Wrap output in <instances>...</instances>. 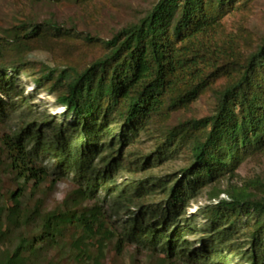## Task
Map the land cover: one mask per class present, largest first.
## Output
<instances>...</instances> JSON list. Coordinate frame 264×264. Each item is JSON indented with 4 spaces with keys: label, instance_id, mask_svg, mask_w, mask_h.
I'll return each mask as SVG.
<instances>
[{
    "label": "trees",
    "instance_id": "trees-1",
    "mask_svg": "<svg viewBox=\"0 0 264 264\" xmlns=\"http://www.w3.org/2000/svg\"><path fill=\"white\" fill-rule=\"evenodd\" d=\"M247 4L159 0L108 39L48 20L0 35V125L14 124L0 129V175L15 181L5 189L0 176V264H125L127 252V264H264V197L215 186L264 153V42L238 59L229 29ZM53 42L94 51L57 58ZM43 50L51 64L32 58ZM22 74L55 96L62 121L35 109ZM209 92L213 113L166 127ZM142 134L146 153L132 149ZM180 158L176 173L148 174ZM68 178L70 193L48 204ZM206 188L216 203L200 227L187 211ZM107 207L122 214L119 229Z\"/></svg>",
    "mask_w": 264,
    "mask_h": 264
},
{
    "label": "rangeland",
    "instance_id": "rangeland-1",
    "mask_svg": "<svg viewBox=\"0 0 264 264\" xmlns=\"http://www.w3.org/2000/svg\"><path fill=\"white\" fill-rule=\"evenodd\" d=\"M159 0H89L80 2L78 0H0V35H9L15 25L24 21H53L59 25L99 36L108 39L118 30L131 22L137 21L146 14ZM248 11L244 15L230 17L229 29L234 31L235 37L240 41L237 47L236 56L246 58L248 54L258 48L264 42V0H248ZM234 21V22H233ZM235 30H234V29ZM52 46L57 58L72 55L78 59H84L86 54L94 50L74 43ZM79 56V57H78ZM32 58L39 62L51 64L52 55L48 51H37ZM21 84L25 88L26 96H34L35 109L50 117H56L62 121L61 112L63 107L57 104L55 96L48 90L36 89L35 80L28 74H22ZM217 105L214 93L202 95L189 109L174 113L167 122L166 127H171L180 121L190 118H202L214 112ZM14 127L13 123L0 125L2 131H9ZM153 140L142 134L132 143V149L137 152L146 153L151 150ZM47 162V161H46ZM183 165L182 159L168 160L159 166L148 171L155 177L167 176L176 173ZM2 183L5 189L15 187L14 178L10 175H3ZM119 182L129 181L127 173L118 176ZM131 179V178H130ZM74 182L68 178L58 186L48 190V204L59 203L70 193ZM230 185L236 187H247L248 190L264 197V153L249 156L242 162L233 176L222 177L215 185L221 190L227 189ZM104 188V187H103ZM102 190L99 191V194ZM210 188H206L192 201L188 208L189 217H197L198 225L204 226L206 219L202 216V209L209 204L216 203L210 200ZM102 195V194H101ZM227 193L220 194L221 198H227ZM106 218L112 226L121 227L122 215H114L113 210L106 209ZM188 238L196 245L201 246L199 232L189 234ZM132 250V249H129ZM129 262L128 252L125 257V264ZM235 264H240L238 261Z\"/></svg>",
    "mask_w": 264,
    "mask_h": 264
}]
</instances>
